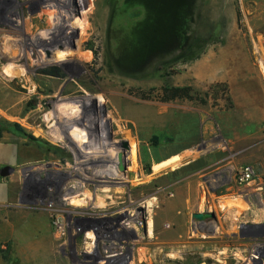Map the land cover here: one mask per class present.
I'll return each instance as SVG.
<instances>
[{
  "label": "rangeland",
  "instance_id": "374dc122",
  "mask_svg": "<svg viewBox=\"0 0 264 264\" xmlns=\"http://www.w3.org/2000/svg\"><path fill=\"white\" fill-rule=\"evenodd\" d=\"M71 1L79 23L71 27L77 56L45 43L63 21L59 3L71 9L70 0H0V83L17 95L14 107L0 98L6 106H0V264H264V0ZM13 62L26 67L34 84L5 73ZM70 67L84 71L83 77L78 80ZM72 94L78 96L66 99ZM147 106L150 116L143 111ZM55 107L58 117L73 110L70 126L58 130L77 126L91 149L118 151L120 139L129 143L130 137L138 146V161L129 155L124 171L132 163L131 170L138 164L140 172L111 183L124 190L109 194L114 202L108 206L71 203L98 187L90 169L76 166L88 157L71 136L62 143L50 135L55 121L43 117ZM43 108V117H30ZM187 131L186 141H197L194 154L217 147L231 154L225 165L199 177L205 190L200 202L193 181H187L191 167L152 175L168 153L164 147L174 140L179 147ZM107 156L113 165L114 155ZM243 165L254 174L239 184ZM18 168L20 178L10 180ZM146 176L152 177L149 187H131ZM190 178L198 181V173ZM80 181L83 187L66 189ZM228 195L245 199L244 214L230 215L232 224L226 223L222 201ZM177 199L183 203L171 210ZM43 202L54 211L42 210ZM135 211L143 216L139 228L124 225ZM196 211L215 216L192 219ZM148 216L152 238L145 236ZM60 223L66 230L57 240L52 233ZM44 235L42 246L57 243L56 253L49 246L52 261L42 262L39 255L48 249H30ZM85 243H91L89 251Z\"/></svg>",
  "mask_w": 264,
  "mask_h": 264
},
{
  "label": "bare ground",
  "instance_id": "6f19581e",
  "mask_svg": "<svg viewBox=\"0 0 264 264\" xmlns=\"http://www.w3.org/2000/svg\"><path fill=\"white\" fill-rule=\"evenodd\" d=\"M48 1V0H47ZM71 4H72V1L70 0ZM49 3V2H48ZM65 3H59V10L62 11L64 14H60L63 18V21L62 23L59 22L57 28L55 29V35L53 36H50L49 37V40H47V45L52 47V48H55V49H59V50H65L70 56H77L79 54V51H78V48L76 46V43L74 42V38H73V33H72V28L71 27H77L79 25L78 23V17L76 15V10L74 9L73 7V4L71 5L72 8L70 9L69 7H66L65 6ZM50 4V3H49ZM69 4V3H68ZM51 5V4H50ZM263 5V4H262ZM50 8V7H49ZM263 10H262V15H264V5L262 6ZM57 9H58V6H57ZM56 23V22H55ZM264 23V22H263ZM56 26V25H55ZM70 26V28H69ZM70 31L68 32L67 30ZM77 32V31H76ZM75 32V33H76ZM45 34V33H44ZM48 35V34H47ZM51 35V34H50ZM43 36V35H42ZM17 42V41H16ZM12 43V42H11ZM16 45V43H15ZM14 46V45H13ZM21 50V49H20ZM13 53V51H12ZM7 55V54H6ZM12 56V55H11ZM18 56V55H17ZM15 57V56H14ZM13 57V59H14ZM10 58V57H9ZM16 61V60H15ZM22 64L18 63V62H13V63H9L7 64V66H5L4 68V71L5 73H7V75L9 74L10 76H14V77H19V78H22V80H24L25 84H34V81H33V78L29 75L28 73V70L26 69V67H22L21 66ZM1 68V67H0ZM70 69H74V68H71ZM77 69V68H76ZM74 69L73 71V74L77 76V79L80 80L82 77H83V74H84V71L80 70V69ZM66 70L69 71V68H67ZM71 73V72H70ZM6 75V76H7ZM70 82H74V80L72 79H68ZM74 86V85H73ZM42 88V87H41ZM57 88V87H56ZM43 89V88H42ZM76 89V88H75ZM74 89V90H75ZM13 89H11V86L9 85H5L3 86L1 83H0V98L1 99H4L3 100V103L5 101V104L6 105H9L10 107H14V99L17 97L16 93L14 91H12ZM78 90V89H77ZM101 90V89H100ZM76 93V92H75ZM42 94V93H41ZM58 94V97H60L62 94L61 92H57ZM57 96V95H55ZM55 96H51V97H55ZM78 95H74L72 94V96H70V98H67L66 99H72L74 100V97H76ZM98 97L96 98L97 101L100 103V101H103L101 96L100 95H97ZM55 99V98H54ZM25 101V100H24ZM59 101V100H58ZM66 101V100H65ZM69 101V100H67ZM72 101V100H71ZM57 102V101H56ZM55 102V103H56ZM63 102V101H62ZM74 102V101H73ZM72 102V103H73ZM3 103H0V106H3ZM66 102H63L61 104L62 105H66L65 104ZM71 103V104H72ZM2 104V105H1ZM57 105H60L58 102L56 103ZM70 104V105H71ZM21 105V104H20ZM69 105V103H68ZM3 107H6V106H3ZM8 107V106H7ZM10 107H8L10 109ZM21 107V106H20ZM59 107V106H58ZM58 107H55L54 109L50 110V112H45L46 115L43 117L42 115V112L43 111H47V108L46 109H40L38 110L37 112H33V113H30V117L33 119V117H35L36 115H42L43 118H47V121H50L51 119H53L55 121V123L53 125H50L48 127V131L50 133V135H52L55 139H57L58 141H61L62 143L64 142V138H65V142H69L70 140V136H71V140L73 139V143L76 145L74 147H77L79 152H82L83 154L85 153V155L88 157L87 159L85 160H82L81 162H78L76 160V166L80 169H90L91 170V177L90 178V181H92V183H94V186L95 187H98L97 189L94 190V193L93 192H90L89 190L87 191H84V193H82V198H78V197H74L72 198V201L71 203L77 205V206H83V205H86V203L88 202L89 205H94V206H98V207H104V206H108L110 203H113L111 202V194L112 193H121L123 190H124V187H117L115 185H112L111 183H119V185L121 183H124L125 182V178H126V173H127V177H129V174H138L140 172V166H138V164L135 166L134 165V170H131V167H132V163L131 165L128 167L127 171H124V170H121L118 168V166L116 165L117 163H114V161L116 162V156H117V150H116V146L114 149H110V150H99V149H91L90 147L88 146H85L83 143H82V131L77 127V126H71V131L69 130H64L63 132L58 130V129H64L66 127H69L70 126V123H68V115H70L73 110L69 108L68 111L66 110H61L63 112H66V116H56L54 115V111H57V108ZM19 108V107H18ZM3 109V108H2ZM12 110V109H11ZM7 111V110H6ZM143 111L146 113V115L150 116V113H151V109L149 106H147L145 109H143ZM10 112V111H9ZM17 112V110H16ZM15 112V113H16ZM19 113V112H18ZM17 113V114H18ZM10 114V113H9ZM64 114V113H63ZM144 115V114H143ZM31 119V120H32ZM140 119V118H139ZM14 120V119H13ZM38 120V119H37ZM138 120V118H137ZM35 121V120H34ZM134 121V120H133ZM136 121V120H135ZM22 122V121H21ZM37 122V121H36ZM137 123V122H136ZM58 125V127H56L55 125ZM27 126V125H26ZM23 127V126H22ZM29 126H27L28 128ZM35 128V127H34ZM58 130V131H57ZM48 131H47V134H48ZM123 133H126L125 135H128V138L131 136L130 135V132L128 131H123ZM6 135V134H5ZM57 135L60 136V138H57ZM107 136V135H106ZM52 137V138H53ZM126 138V137H125ZM67 140V141H66ZM57 141V142H58ZM64 142V143H65ZM122 142V141H121ZM121 144V143H119ZM129 144H131L133 146V149L131 150V152L127 151V149H124V148H119V149H124L123 150V162H126L127 160V157H129V155H136L138 154L137 153V147H136V143L135 141L133 140L132 137L129 138ZM114 145V144H113ZM117 145V143H116ZM176 147V146H175ZM215 147V146H214ZM118 149V148H117ZM139 151V150H138ZM151 152V151H150ZM191 152V151H190ZM109 154H112L114 155V158H112L113 160H111L112 164L113 165H109L108 164V161L110 162V160H105L109 155ZM193 154V153H192ZM80 155V154H79ZM89 155V156H88ZM152 156V154H150ZM22 156V155H21ZM195 156V155H194ZM102 160H99V158ZM150 158V156H149ZM136 156H135V161H138L136 160ZM183 159V156L182 155H176V156H173L167 160H164L162 162H160L159 164H157L154 169H153V173L152 175H156V174H159L161 173L163 170L166 169V167H169L170 170H174V169H177L179 167L182 166V161ZM54 161V160H53ZM119 162V161H118ZM33 163V162H32ZM34 166V164H33ZM22 167V166H21ZM32 167V166H31ZM35 167V166H34ZM26 168V167H25ZM56 168V167H55ZM136 174V175H137ZM20 175H21V169L18 168V169H15L13 170V172L9 175V178L10 180H16L17 177L20 178ZM93 175V176H92ZM94 177V178H93ZM150 178H152L151 176H146V178L144 179H141V180H138L136 182H131V187H133V189L136 188V185L137 183L140 184V187L141 186H145V187H149L151 185V181H150ZM19 180V179H18ZM84 180V179H83ZM116 180H121V181H118V182H115ZM134 180V179H132ZM75 183V182H74ZM73 182L72 183H69L68 186H67V190L68 191H76V185H82V187L84 186V184L80 181L78 183H75L74 184ZM65 189V188H63ZM62 191V190H61ZM148 191V190H147ZM110 194V195H109ZM179 199H177L175 202H173L171 204V210L173 208H175V206L178 205L179 203ZM132 202V201H131ZM181 202V201H180ZM144 203V202H143ZM152 203L153 201L152 200H147L145 202V204L147 205V208L149 209L148 211L151 212V207H152ZM183 203V202H181ZM185 203V202H184ZM134 204V203H133ZM132 205V204H131ZM130 205V206H131ZM181 205V204H180ZM186 205V204H184ZM183 205V207H184ZM19 206V205H18ZM182 206V205H181ZM226 206V205H225ZM54 206L52 205H49V204H43L41 205V208L42 210H46V211H54L53 208ZM130 209V208H129ZM228 209V208H227ZM230 209V208H229ZM236 209V208H234ZM226 210V209H225ZM132 211V210H131ZM242 212V211H241ZM152 213V212H151ZM151 213H148V214H151ZM182 213V212H181ZM145 214V213H143ZM232 215V214H230ZM183 218V215L181 216ZM141 218H143L142 214L141 213H138V212H134L131 217H130V221L128 220L127 222L125 221L124 222V225L126 226H132L134 228H139L138 224L141 222ZM16 220V219H15ZM127 220V219H126ZM143 220V219H142ZM182 220V219H181ZM183 221V220H182ZM38 225V224H37ZM60 226L58 227L57 230H55V232L52 233V237L54 239H59L62 237V235L65 233V230H66V225L64 223H60L59 224ZM147 233H145V236L148 237V238H152L151 237V234L153 233V222H152V219L151 217L148 216V220H147ZM169 225V224H168ZM40 226V225H39ZM167 227V226H166ZM85 234V233H84ZM42 236V235H41ZM40 236V237H41ZM45 236L47 235H44L43 238L41 240H45ZM144 235H139V237H143ZM87 239L88 238H93V235L91 232H87ZM154 239V238H153ZM175 239V238H174ZM51 240V239H50ZM49 240V241H50ZM58 242V241H57ZM139 242V241H138ZM152 242V241H151ZM44 243V241L42 242H35V243H28L30 245H32L30 247V249H35V250H46L48 249V252L47 254L43 255V253H39V255H42L43 256V260L42 262H46V261H52V259L50 258L51 256L48 255V253H50L49 251L50 250V247H52L54 249V252L56 253V245L57 243L56 242H52V245L50 244L49 246L47 245H43L42 244ZM48 244V243H47ZM149 244V243H148ZM157 244V243H155ZM154 244V245H155ZM161 244V243H160ZM144 245V244H143ZM146 245V244H145ZM85 246L87 248V250L89 251L92 246H91V243H89V245L87 243H85ZM109 248H111V245H107ZM142 246V245H141ZM29 247V245H28ZM135 247V246H134ZM44 248V249H43ZM60 248V247H59ZM136 248V247H135ZM152 248H154L152 246ZM26 249V248H25ZM134 250V249H133ZM132 250V251H133ZM140 250V249H139ZM160 250V249H159ZM34 251V250H33ZM58 251V250H57ZM40 252V251H38ZM135 252V251H134ZM160 253V252H159ZM158 253V254H159ZM170 253V252H169ZM223 253V252H221ZM37 254V253H35ZM136 254V253H135ZM167 254V253H166ZM178 254V253H177ZM134 255V254H133ZM180 255V254H179ZM220 255V254H219ZM38 256V255H37ZM137 256V254L135 255ZM159 256V255H158ZM161 256V254H160ZM215 257V256H214ZM137 258V257H135ZM149 259V258H148ZM41 260V259H40ZM37 262V261H36ZM50 263V262H48Z\"/></svg>",
  "mask_w": 264,
  "mask_h": 264
},
{
  "label": "crops",
  "instance_id": "0c3cea01",
  "mask_svg": "<svg viewBox=\"0 0 264 264\" xmlns=\"http://www.w3.org/2000/svg\"><path fill=\"white\" fill-rule=\"evenodd\" d=\"M180 122H182V121L180 120ZM180 122L178 124H181ZM198 129H200V128H198ZM185 133H187L188 135L185 136V138L183 140L184 146L182 145L183 144L182 143L179 147H175L176 142L174 140L173 143H171L167 148L164 147V149L168 150V153L165 154V156H166L165 159L172 157L174 155H182L183 156V159H182L183 162H181V163L184 164L185 166L191 167V172L188 174V176L192 177L193 175L198 173V181H196V179H191L190 177L187 179V181L188 182L193 181L195 189L198 193V202H200L201 197L203 196V192L205 190L202 187V184L199 180V177L206 170H209L213 167H219L220 165H225L226 160H228V158L231 157V154L228 151V149H224L221 147H217V149H215L213 151H209V152H202L201 150L198 149V154H194V152H193L194 148L193 147L197 144V141L195 140V138H193L192 140L186 141V137H190V136H189L188 131L184 132V134ZM176 135H177V133H176ZM202 137H203L202 131L198 130V144L200 141H202ZM152 162L155 165L156 162L154 160ZM222 201L224 203L226 202V206L224 207V210L226 209L225 215L227 218V221H226L227 224L233 223L232 220H230V214H234V215L235 214H241V213L244 214V212L246 210L240 204L242 202L245 203V199H241V197H237L234 195H230V196L228 195L226 197H223ZM234 208H236V209H234ZM222 224L223 223L220 220L219 227ZM220 232H218V233H220ZM227 234L231 235V232L228 231ZM38 242H42V240L40 239Z\"/></svg>",
  "mask_w": 264,
  "mask_h": 264
},
{
  "label": "water",
  "instance_id": "95a60500",
  "mask_svg": "<svg viewBox=\"0 0 264 264\" xmlns=\"http://www.w3.org/2000/svg\"><path fill=\"white\" fill-rule=\"evenodd\" d=\"M120 141H122L121 145L124 149H127V150L130 149L128 140L121 138ZM124 149H119L117 152V158H118V161L120 163L119 169H121V170H125V168H126V165L123 162V150ZM6 173H7L6 169H2L1 175H5ZM214 216L215 215H214L213 211H196V212H192V214H191L192 219H197L199 221L205 220L207 218H213Z\"/></svg>",
  "mask_w": 264,
  "mask_h": 264
},
{
  "label": "built area",
  "instance_id": "2783aa9c",
  "mask_svg": "<svg viewBox=\"0 0 264 264\" xmlns=\"http://www.w3.org/2000/svg\"><path fill=\"white\" fill-rule=\"evenodd\" d=\"M253 174L254 170L250 165H243L238 171L236 181L239 184L248 183L252 179Z\"/></svg>",
  "mask_w": 264,
  "mask_h": 264
},
{
  "label": "flooded vegetation",
  "instance_id": "af4514ba",
  "mask_svg": "<svg viewBox=\"0 0 264 264\" xmlns=\"http://www.w3.org/2000/svg\"><path fill=\"white\" fill-rule=\"evenodd\" d=\"M106 159L108 160V157ZM115 163H117L116 165L119 167L120 163L118 162V158L117 157H116V162ZM124 164H125V162H124Z\"/></svg>",
  "mask_w": 264,
  "mask_h": 264
},
{
  "label": "trees",
  "instance_id": "16d2710c",
  "mask_svg": "<svg viewBox=\"0 0 264 264\" xmlns=\"http://www.w3.org/2000/svg\"><path fill=\"white\" fill-rule=\"evenodd\" d=\"M19 127V126H18ZM37 141V140H36Z\"/></svg>",
  "mask_w": 264,
  "mask_h": 264
}]
</instances>
